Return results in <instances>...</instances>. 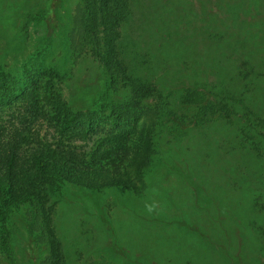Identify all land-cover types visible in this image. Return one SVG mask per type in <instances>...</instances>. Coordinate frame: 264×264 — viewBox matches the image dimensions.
I'll return each mask as SVG.
<instances>
[{
    "label": "trees",
    "instance_id": "trees-1",
    "mask_svg": "<svg viewBox=\"0 0 264 264\" xmlns=\"http://www.w3.org/2000/svg\"><path fill=\"white\" fill-rule=\"evenodd\" d=\"M141 1L149 21L134 17L137 0H81L83 42L103 79L93 106L81 111L67 104L51 68L26 72L18 93L0 90V107L21 99L30 114L61 133L77 126L87 131L100 118L125 124L96 165H78L73 149L66 157L38 150L24 157L15 146L3 154L0 252L11 264L9 207L42 210L41 227L39 220L27 222L28 232L33 238L37 232L46 264H65L49 216L60 188L79 187L92 196L114 192L138 204L157 186L152 173L161 162L163 139L171 147L169 163L180 159L191 178L178 175L169 185L174 201H163L164 210L178 204L181 212L169 218L156 212L153 198H145L139 212L131 211L132 249L114 256L136 264H264V175L255 170L264 158V0H157L151 10L148 0ZM139 22L143 26L134 29ZM150 97L155 102L142 108ZM212 117L227 125L240 119L252 143L239 135H226L222 143L207 126ZM130 146L136 152L126 166ZM46 200L53 203L48 213ZM104 220H80L83 251L97 246L101 234L104 241L111 237Z\"/></svg>",
    "mask_w": 264,
    "mask_h": 264
},
{
    "label": "rangeland",
    "instance_id": "rangeland-1",
    "mask_svg": "<svg viewBox=\"0 0 264 264\" xmlns=\"http://www.w3.org/2000/svg\"><path fill=\"white\" fill-rule=\"evenodd\" d=\"M155 1L157 0H148L146 9L151 10ZM140 3L143 2L137 0L133 4L134 17L137 15L143 21H149L140 12ZM53 6H56L55 12L46 14L45 10ZM135 26L141 27L143 24L135 23L134 29ZM83 40L81 0H0V90L14 88V92L18 93L17 88L21 89L24 85L26 72L51 68L60 77L58 81L55 80L56 88L67 104L71 103L74 110L81 111L84 107L93 106L94 94L102 87L103 79L100 72L95 67L93 69L95 62ZM85 59L89 60L87 68L83 63ZM81 68L83 72L79 74ZM154 102L152 97L145 98L142 108ZM219 119L212 117L207 124L212 129L211 135L220 138L222 143L226 135L229 138L239 135L246 142L252 143L242 128L240 119L233 117L232 125ZM124 126L125 124L112 126L104 118H100L87 131L77 126L61 133L44 118L30 114L22 100L17 99L9 106L0 107V163L3 154L15 146L19 149L18 155L24 157H29L35 150L66 157V150L73 149L79 158L76 159L78 165H96L99 157H103L116 143L113 139L119 136ZM129 128L125 127V130L129 132ZM169 148V141L163 139L160 144L161 162L152 173V181L157 186L146 193L144 200L138 201V204L129 196L123 199L114 192L92 196L87 190L77 189L79 187L67 186L66 191L64 187L60 188L63 194L58 203L54 204V210L51 208L53 213L52 210L49 211V216L58 231L65 264H136L128 258L119 260L114 256L116 251L128 252L132 249L130 243L134 242L132 237L136 226L133 219L136 220V216L131 211L139 212L145 206V198H153L156 212H163L169 218L178 215L181 212L178 204L168 210L163 208L164 200L169 203L174 201V192L169 191V185L174 184L178 175L191 181L180 159L169 163L166 158ZM131 152H136L132 146L128 148L127 160L124 162L126 166H130L128 163L131 161ZM255 170L264 175V158L255 166ZM52 205L49 200L44 202L46 213ZM37 209L38 213L35 211ZM96 216L105 218L106 234L110 233L111 237L104 241L105 235L101 234L102 240L97 246L90 251H83L84 239L78 233V224L81 219L92 222ZM43 217L42 210L31 205L9 207L7 226L13 264H46V248L39 246L41 244L34 239L37 232L33 233V238L27 227V222L33 225L37 220L41 227ZM79 250L82 253L76 256ZM0 264H11L1 252Z\"/></svg>",
    "mask_w": 264,
    "mask_h": 264
}]
</instances>
